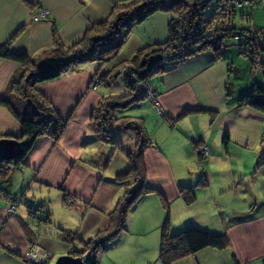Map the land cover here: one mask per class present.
Here are the masks:
<instances>
[{
    "label": "crops",
    "instance_id": "obj_1",
    "mask_svg": "<svg viewBox=\"0 0 264 264\" xmlns=\"http://www.w3.org/2000/svg\"><path fill=\"white\" fill-rule=\"evenodd\" d=\"M125 1L0 0V44L10 41L13 52L26 53L40 64L59 62V43L63 48L68 47L80 39L88 26L105 18L112 4ZM38 7L46 8L47 15L37 17ZM247 15L241 17L239 25L250 26L264 36V2L251 8ZM169 19L167 12L154 13L135 25L128 34V37L134 34V39L127 38L113 61L103 63V67H99L100 63H80L52 80L36 84L37 91L48 98L55 112L70 120L61 138L53 141L46 135L39 137L24 163L7 170L9 175L5 179L0 178V264H31L27 256L30 240L46 249L51 258L81 251V241L106 228L108 213L124 190V183L117 186L113 179L115 174L126 171L128 161L125 158L123 166L116 168L119 170L111 169L115 174L111 172L103 177L104 169L121 164L120 155L113 157L115 146L100 139L88 125V113L102 97L124 94L125 88L121 89L123 83L116 79L120 85L116 94L109 84L108 90L100 84L89 92L86 85L98 69L99 74L105 72L141 46L163 42L167 38ZM232 43L227 45L230 49L224 51L223 59H216L212 51L206 50L153 77L150 85L157 91L156 102L147 98L132 104L134 107H129L130 110L118 111L119 116L137 117L127 114L136 113L133 109L137 106L140 117L145 107L153 109L155 121L152 118L150 123L155 134H166L178 120L192 115L199 117L200 122L205 119L207 128L214 127L209 137L201 126L192 132L188 125L191 138L187 134L180 138L183 144L191 143L192 150L182 151L173 159H169L168 149L158 148L152 138L143 152L146 183L159 190L168 201L173 230L195 225L225 232L228 237L226 247H205L174 264H264V206H258L264 202L252 194L254 186L259 191L264 188V113L249 106H237V99L254 83L264 88V76L259 69L254 71L246 56L242 58L236 53ZM260 59L264 62V52ZM22 70L20 62L0 56V98L10 95L7 88ZM99 86L103 93L98 91ZM145 130L150 135L148 129ZM224 131L228 134L225 142L222 140ZM20 133L18 120L0 104V138L17 137ZM128 133L129 130L116 132L114 143L131 148L135 137L132 142L125 137ZM209 138H212L211 144ZM19 142L22 145L23 141ZM195 144L206 146L209 156L212 147L217 158L235 163L233 166L225 162V169L218 166L222 176H215L216 189L198 183L204 172L207 173L205 162L202 165L200 159L207 157L198 158ZM3 166H0V175L5 169ZM240 185L249 188L238 194L242 191ZM178 186L194 188L192 203L182 200ZM227 190L230 195H226ZM9 193L24 194L22 205L10 219L4 208V198ZM259 195L264 199V191ZM235 197L248 207L237 210V202L232 200ZM33 207L39 208L35 216L30 213ZM164 217L156 193L144 194L130 205L125 228L107 242V249L114 241L125 244L131 240L138 242L137 247L144 245L140 241H148L155 247ZM128 249L123 247L122 250L129 255ZM98 253L102 252L98 250L96 258ZM78 257L91 264L85 260L86 253Z\"/></svg>",
    "mask_w": 264,
    "mask_h": 264
},
{
    "label": "trees",
    "instance_id": "obj_2",
    "mask_svg": "<svg viewBox=\"0 0 264 264\" xmlns=\"http://www.w3.org/2000/svg\"><path fill=\"white\" fill-rule=\"evenodd\" d=\"M244 1L242 5H238L237 2L231 3L230 12L225 17L221 15V18H218V12L210 13V7L214 6L217 0H140L130 10L120 7L124 4H114L105 18L84 30L80 39L66 48L59 43L60 61L54 63L40 64L29 58L26 53H15L10 49V41L0 44V56L23 65L22 73L17 79L12 80L7 88L10 95L0 98V104L6 106L20 124L21 133L14 138L18 141L22 140L24 148L15 159L0 162V166H5L0 178L5 179L9 175L7 170L11 165L14 167L24 163L39 136L48 135L53 141H57L66 125V121L54 111L51 102L37 91L36 84L58 77L73 65L88 61L112 60L118 54L133 26L157 11H176L175 17L167 25L168 39L165 43L146 45L130 57L127 65L120 66L117 63L112 73H100V76H105V80L109 83L124 72L129 94L107 96L99 101L97 111L92 115L93 131L100 139L113 145L115 142L113 135L118 131L133 130L136 136L131 148L115 146L126 152L128 167L123 174L114 177L117 182L124 183V190L108 213L106 228L95 233L88 240L81 241L82 250L73 251V254L86 253L90 255L91 264H96L97 251L125 228V216L130 205L148 192L156 193L160 206L165 211V217L159 226L160 264H174L175 261L205 247L220 249L228 245L225 232H216L195 225L173 230L170 224L168 201L159 190L146 183L143 152L152 142L141 118L116 116L115 111L144 100L146 83L168 70L162 62L170 64L169 66L173 68L174 65L206 50L212 51L216 59H223L225 56L223 47L229 37L242 38V42L237 44L239 53L247 57L253 69L258 65L257 68L264 76V62L260 59L261 53L264 52V36L250 26L241 27L231 24L236 16H248L249 10L260 6L264 0ZM244 7L247 11L243 9ZM129 71H132L133 76H129ZM237 106H249L264 113V88L254 83L237 99ZM227 138V131H224L223 142ZM197 155L204 156L200 152ZM202 178L198 179V183L204 184ZM178 193L186 204L192 203L195 199V192L191 187L178 186ZM32 209L37 215L39 208Z\"/></svg>",
    "mask_w": 264,
    "mask_h": 264
},
{
    "label": "rangeland",
    "instance_id": "obj_3",
    "mask_svg": "<svg viewBox=\"0 0 264 264\" xmlns=\"http://www.w3.org/2000/svg\"><path fill=\"white\" fill-rule=\"evenodd\" d=\"M140 0H127V1H125V2H117V3H114V4H124V5H122V6H120V7H124V8H128L129 10L130 9H132L136 4H138V2H139ZM237 2V4L238 5H242L245 1L244 0H217V2H216V4H214V6H212V7H210V13L211 12H214V13H216L217 14V12L219 13V17L218 18H221L220 16L222 15V17H225L226 15H227V13H229L230 12V9H231V3H236ZM114 4H112V6H110V8L108 9V11L106 12V13H108V12H110V10L113 8V5ZM236 4V5H237ZM245 5V4H244ZM199 6V5H198ZM245 10H246V7H245ZM162 13V12H167V13H169L170 14V19L168 20V23L175 17V15H176V11L174 10L173 12H168V11H157V12H155V13ZM225 12V13H224ZM208 14V13H207ZM241 17H244L243 15L242 16H236L235 17V19H232V21H231V24H234L235 26H240L239 25V23L241 22ZM244 25H245V23H243ZM168 25V24H167ZM134 27V26H133ZM132 27V28H133ZM132 30V29H131ZM130 33V32H129ZM134 34H131L129 37L127 36L126 37V39L128 38V39H130V40H133L134 38ZM127 39V40H128ZM168 39V32H167V38L163 41V42H161V43H151V44H146V45H155V44H163V43H165L166 42V40ZM235 41V42H234ZM125 42V41H124ZM124 42H123V44H124ZM233 42V43H232ZM240 42H242V38L241 37H229V38H227L226 40H225V45H224V47H223V50L225 51L226 49H230L229 48V46H227L229 43H232V47H234L235 48V51H236V53L240 56V57H242V58H245V56L243 55V54H241V53H239V49H238V46H237V44H239ZM122 44V45H123ZM122 45H121V47H120V50H121V48H122ZM146 45H144V46H146ZM144 46H141L140 48H138L136 51H134V53H136L137 51H139V49H141V48H143ZM119 50V51H120ZM133 53V54H134ZM132 54V55H133ZM131 55V56H132ZM130 56V57H131ZM116 57V56H115ZM130 57H128V58H125L124 60H122V61H120L119 63H118V65H120V66H124V65H127V63H128V61H129V59H130ZM113 61V60H112ZM94 63H96V64H98V63H100L99 64V67H103V63H105V62H98V61H88V62H85V64H94ZM106 63H107V61H106ZM126 63V64H125ZM180 63H182V62H180ZM180 63H178V64H176V65H174L173 66V68L175 67V66H177V65H179ZM117 65V64H116ZM162 65L163 66H165V68L167 67L168 68V70H166V71H164L163 73H166V72H168V71H170L172 68H171V66H169L170 64H167V63H165V62H162ZM115 66V65H114ZM114 66H112L111 68H108L109 70H107V71H105V72H113L114 71ZM98 67V68H99ZM258 67V65H256L255 66V70L254 71H256L257 72V68ZM99 70L100 69H98L93 75H92V77H91V79H90V81H88V83H87V85H86V91H88L89 92V90H92V91H94V89L96 88V86H98V85H100V84H104L103 86H104V88L103 89H107L108 90V88H109V85L110 86H112L113 88H114V92H115V94L116 93H118L117 92V87L118 88H120V85L116 82V80L117 81H122V86H121V89L124 87L125 88V93L124 94H119V95H116V96H127L128 94H129V89H128V87L126 86V83H125V77H124V75H125V73L124 72H121L115 79V81H112V82H109V83H107V81L105 80L106 79V77L105 76H100V74H99ZM160 74H162V73H160ZM159 74V75H160ZM129 76H133V73H132V71H129ZM155 78V77H154ZM154 82H158V80H154ZM109 84V85H108ZM123 88V89H124ZM98 91L99 92H101V93H103L104 92V90H102V87H100L99 86V89H98ZM109 96V95H108ZM105 97V96H104ZM107 97V96H106ZM156 97H157V91L156 90H154V88H152V86L150 85V82L148 83H146V91H145V98H144V100H142V101H140V102H143V101H145V99H147V98H149L152 102H156L155 100H156ZM47 98V97H46ZM103 98V97H102ZM101 98V99H102ZM48 99V98H47ZM100 101V100H99ZM97 102L94 106H93V108H92V110L91 111H89L90 113H88L89 115H88V117H89V119H88V125L92 128V126H91V124H94L93 122H92V115L94 114V112L95 111H97V106L99 105V103L100 102ZM132 104H135V103H132ZM132 104L130 105H128L127 107H124V108H120V109H117L116 111H115V115L116 116H119V114H118V111H121V110H124V109H126V108H128L129 110H130V108H132V107H134V106H132ZM130 107V108H129ZM128 110V111H129ZM136 113H127V114H131V115H135V116H137V117H139V113H137V112H140L139 110H138V107L136 106V108L135 109H133ZM138 110V111H137ZM55 111V110H54ZM59 115V114H58ZM60 116V115H59ZM61 117V116H60ZM62 118V117H61ZM140 118H141V121H142V123H143V125H144V127H145V129L147 128L148 129V132H149V134L150 135H148V137L149 138H152V140L154 141V144H155V142L157 143V146H158V148H163V149H168L167 150V152L169 153V159H173V157L175 158V156L176 155H178L179 153H181L182 151H189V150H192V147H193V145L191 144V143H188L187 141H185L184 142V144H183V142H182V139L180 138V135H183V134H187L188 135V138H191L190 137V128L188 127V125H190V127L192 128V132L194 131V132H196L197 131V129L199 128V126H201L200 127V129H202V130H204V133L205 134H209V137L212 135V133L214 132V127H209V128H207L206 127V123H205V119H203L202 118V121L203 122H200L199 121V117H197V116H195V115H192V116H189V118H187V119H183V120H178V122H176L175 124L176 125H174L172 128H171V126L169 127V128H171V129H169L170 131H167V133L166 134H164V135H162V134H155V129H153V127H152V125H151V119L153 118V120L155 121V118H154V110L153 109H149V107H145V109L143 110V112H142V115H140ZM62 119H64V118H62ZM65 121H66V124L68 123V121L70 120V118L68 117V118H66V119H64ZM201 123H203V125L201 124ZM179 124V125H178ZM65 127H66V125H65ZM65 127H64V129H65ZM149 127V128H148ZM188 127V129H186ZM64 129H63V131H62V133H61V135H60V138L63 136V133H64ZM187 132H186V131ZM129 132L130 133H128V135H125V137H127L128 139L130 138V140L133 142L134 141V137L136 136L135 134H134V131L133 130H129ZM171 133V134H170ZM194 134H197V133H194ZM110 135V133H108V136ZM41 136H44V135H41ZM41 136H39V137H41ZM46 136H48V135H46ZM111 136V135H110ZM109 136V137H110ZM162 136H163V138H162ZM49 137V136H48ZM182 137V136H181ZM195 137V136H194ZM51 138V137H50ZM108 138V137H107ZM210 140H209V143L211 144V139L212 138H209ZM55 144H57V143H55ZM54 144V145H55ZM209 144V145H210ZM118 144H116V143H114V146H117ZM177 145H179L181 148L180 149H176L175 147L177 146ZM196 145V144H195ZM194 145V146H195ZM202 145L203 144H200L199 145V147L197 148V146L196 147H194L195 149H194V152L197 154V153H199V149L200 148H202ZM133 146V145H132ZM33 147H34V145H33ZM178 148V147H177ZM207 148V147H206ZM32 149L33 148H31V150H30V152L32 151ZM114 149H117V150H115L114 152H113V157H114V155H120V165L119 166H115V167H112V168H106V169H104V172L102 173V175H103V177H106V176H109V174L112 172L113 174H115V171H111V169L112 170H119V169H116V168H118V167H122L123 166V163H122V161H124L125 160V158H126V152L125 151H121V150H119L118 148H114ZM207 151V153H205ZM212 151V152H211ZM211 151H210V154H211V156H209V154H208V149L207 150H205V148H203L202 149V154H204V156H203V158L205 157H207L205 160L204 159H200V163H202V165H203V162H205V169H206V171H207V173L206 172H204V175L202 176L203 178L202 179H204V184H200V185H202V186H204L205 188H210V187H213V188H215L216 189V179H215V176H218V177H221L222 175V173L220 172V170L218 169V166H222V167H219L220 169L222 168V169H225V164L226 163H228L229 165H233V166H235V163H230L229 161H227V160H225V159H219V158H217L216 157V153H214V149L211 147ZM29 152V153H30ZM214 154V155H213ZM213 155V156H212ZM47 156V155H46ZM46 156H45V158H46ZM112 157V158H113ZM201 156H199L198 158H200ZM45 158H44V160H45ZM88 158V157H87ZM178 158H179V156H178ZM226 162V163H225ZM225 163V164H224ZM227 165V164H226ZM13 165H11V167H12ZM204 167V166H203ZM16 168V167H15ZM41 168V167H40ZM19 169V168H18ZM17 169V170H18ZM96 171V170H95ZM223 172H225V170H222ZM100 173V174H101ZM121 174H123V173H121ZM118 175H120V174H115V176H118ZM1 177V176H0ZM113 178V177H112ZM115 182H116V185L117 186H120V182H117L116 181V178H114L113 179ZM118 183V184H117ZM114 186L113 184H111V186H113V187H115V188H117V186ZM149 186V185H148ZM202 186H200V187H202ZM151 187V186H150ZM240 187V189H242V191L241 192H239L238 194H242V192H245V190H248V188H244V185H240L239 186ZM258 189V187L256 186H254V188H253V195H255L256 196V198L257 199H259L258 201H263L264 202V199H261L260 198V195L259 194H263V191H264V188H263V190H261V191H259V190H257ZM117 190H118V188H117ZM193 190H194V188H193ZM122 191V190H121ZM194 192H195V190H194ZM218 192V191H217ZM248 191H246V193L245 194H247L248 196H249V192L247 193ZM227 193L228 194H226V195H230L231 194V192H229V190H227ZM225 195V196H226ZM224 196V197H225ZM23 197H24V194H15V193H9V194H7L6 196H5V198H4V200H5V204H4V208H5V212H6V215H7V218L8 219H10V218H12L13 216H14V213H15V211L17 210V208L20 206V205H22V202H23ZM51 197V196H50ZM224 197H221L220 199H222V198H224ZM116 200H117V197H116V199H115V202L114 203H116ZM233 201H235L236 200V208H237V210H239V208H247L248 207V204L247 203H243L242 201H240V199L238 198V197H235L234 199H232ZM259 206V208H262L263 206H264V204H261V205H258ZM161 208H162V206H160ZM31 210V209H30ZM233 210V209H232ZM32 212H30L32 215H34L35 216V214H36V211L35 210H31ZM53 211V210H52ZM164 213H165V211H164ZM54 214H56L55 212H54ZM97 232H99V231H97ZM96 232V233H97ZM93 236V235H92ZM91 236V237H92ZM158 238H159V236H158ZM137 241H135V240H131V241H129V242H125V244H122V241H121V243H117V242H113V244L109 247L110 249H107V243L106 244H104L103 245V247L101 248V249H99V252L101 251L102 253H98L97 254V258H96V261H97V264H106V262H108L107 264H160V262L158 261V245H159V239H156V243H155V247H152V243H149L148 241H140L141 243H143L144 245H141L140 247H137V245H138V242L136 243ZM150 242H152V241H150ZM128 245V246H127ZM28 253H27V256L33 251V252H35V254H36V257H35V259L37 260V261H39L41 264H54V262L56 261V259H57V257H50V254H49V252L46 250V249H44V248H42V247H40V246H38L35 242H34V240H30V241H28ZM123 247H125V250L127 251V249H128V253H129V255L128 254H125L126 253V251H124V250H122L123 249ZM106 248V249H105ZM56 249V248H55ZM53 250V249H52ZM69 253H71V255L72 256H79V255H75V254H73L72 252H69ZM103 255L100 259L98 258L100 255ZM57 256V255H56ZM59 256V255H58ZM109 256V258H108V261H107V257ZM89 258V259H88ZM88 258L87 257H85V260L86 261H90V263H91V258H90V255H88ZM28 259H29V257H28ZM29 261H30V263L31 264H35L34 262H32L31 261V259H29Z\"/></svg>",
    "mask_w": 264,
    "mask_h": 264
},
{
    "label": "water",
    "instance_id": "obj_4",
    "mask_svg": "<svg viewBox=\"0 0 264 264\" xmlns=\"http://www.w3.org/2000/svg\"><path fill=\"white\" fill-rule=\"evenodd\" d=\"M24 148L14 137L0 138V162L4 160L15 159L23 152ZM54 264H88L81 257L72 256L71 254L60 255Z\"/></svg>",
    "mask_w": 264,
    "mask_h": 264
},
{
    "label": "built area",
    "instance_id": "obj_5",
    "mask_svg": "<svg viewBox=\"0 0 264 264\" xmlns=\"http://www.w3.org/2000/svg\"><path fill=\"white\" fill-rule=\"evenodd\" d=\"M47 13H48V10H47L46 8H44V7H38L36 16L38 17V16H41V15H47ZM203 148H205V150H207L206 146H202V148L199 149V152H200L201 154H202V149H203ZM205 153H207V151H206ZM202 155H204V154H202ZM28 257H29V259H31L32 262L35 261V262H34L35 264H41L39 261H37V260L35 259V257H36L35 252L32 251V252L28 255Z\"/></svg>",
    "mask_w": 264,
    "mask_h": 264
}]
</instances>
